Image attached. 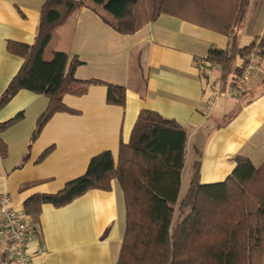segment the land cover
I'll list each match as a JSON object with an SVG mask.
<instances>
[{
	"label": "crops",
	"instance_id": "1",
	"mask_svg": "<svg viewBox=\"0 0 264 264\" xmlns=\"http://www.w3.org/2000/svg\"><path fill=\"white\" fill-rule=\"evenodd\" d=\"M43 1L0 0V96L23 60L7 42L33 43ZM90 5L87 1L55 29L43 57L50 59L54 51L76 56L75 76L123 86L124 105L107 103L106 86L91 84L82 95H63L69 110L52 114L31 140L48 97L19 90L0 109V124L21 113L0 129V196L8 194L14 209L30 222L24 209L28 197L58 191L103 150L116 159L119 141H128L143 109L174 119L187 132L181 190L188 163L190 179L197 158L202 184L223 181L236 156L255 166L264 161L263 62L255 64L244 90L233 94L229 82L216 80L217 64L212 77L201 64L209 48L225 47L223 33L161 14L134 33L121 34ZM240 33L241 47L264 33V0L249 1ZM3 218L0 211V225ZM32 225L31 264H115L125 227L122 190L113 179L109 190L90 189L62 206L43 202Z\"/></svg>",
	"mask_w": 264,
	"mask_h": 264
},
{
	"label": "trees",
	"instance_id": "2",
	"mask_svg": "<svg viewBox=\"0 0 264 264\" xmlns=\"http://www.w3.org/2000/svg\"><path fill=\"white\" fill-rule=\"evenodd\" d=\"M87 1L92 8L102 10V18L121 34L134 33L161 14L223 33L225 47L209 48L205 59L218 65L216 80L229 82L230 87L240 73L236 60L254 46L253 41L239 45L250 0H230L227 13L219 15L207 9L212 7L209 0H44L33 43L7 42L8 50L23 60L0 96V109L22 89L48 97L31 140L52 114L69 110L62 102L63 95H82L91 84L106 86L107 103L124 105L123 86L75 76L76 56L69 58L63 51H54L50 59L43 57L55 29L75 10L87 6ZM185 1L205 4L199 10L201 16L188 12ZM257 37L258 66L264 63V33ZM261 80L264 82V74ZM20 117L21 113L16 114L1 123L0 129ZM186 145L183 126L157 111L143 109L128 141H119L116 159L110 150L92 156L85 172L66 181L58 191L28 197L25 213L35 224L41 203L62 206L90 189L109 190L115 179L125 207V227L115 264H264V161L255 166L248 157L236 156L233 170L223 181L202 184L197 158L187 189L181 194ZM5 151L1 144L3 155ZM0 262L9 264L1 254Z\"/></svg>",
	"mask_w": 264,
	"mask_h": 264
},
{
	"label": "built area",
	"instance_id": "3",
	"mask_svg": "<svg viewBox=\"0 0 264 264\" xmlns=\"http://www.w3.org/2000/svg\"><path fill=\"white\" fill-rule=\"evenodd\" d=\"M260 37L253 40L254 46L251 51L241 58L240 73L234 79L235 84L230 87V93L238 94L244 90L245 84L255 69L258 58ZM201 64L208 77H212L215 71V62L205 58ZM209 109V105L206 110ZM0 211L3 214V221L0 225V254L9 264H31L33 254L28 247L29 234L34 230L33 225L11 205V198L8 194L0 196Z\"/></svg>",
	"mask_w": 264,
	"mask_h": 264
},
{
	"label": "rangeland",
	"instance_id": "4",
	"mask_svg": "<svg viewBox=\"0 0 264 264\" xmlns=\"http://www.w3.org/2000/svg\"><path fill=\"white\" fill-rule=\"evenodd\" d=\"M145 1V0H144ZM212 3V7L209 5L207 6V9L210 11H213L216 15L219 14H225L230 8L229 1L230 0H209ZM183 5L186 7L188 12H192L196 16L200 17L201 13H199V10L204 9L205 4H197L192 1H185ZM255 8L254 5L251 6L250 11H252ZM190 164L188 163V170L184 172L183 181H182V190L180 191L181 194L185 193V190L187 189L189 179V169Z\"/></svg>",
	"mask_w": 264,
	"mask_h": 264
}]
</instances>
